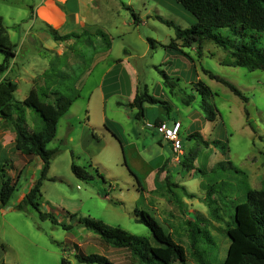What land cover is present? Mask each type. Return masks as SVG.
Returning <instances> with one entry per match:
<instances>
[{"label": "rangeland", "instance_id": "rangeland-1", "mask_svg": "<svg viewBox=\"0 0 264 264\" xmlns=\"http://www.w3.org/2000/svg\"><path fill=\"white\" fill-rule=\"evenodd\" d=\"M35 2L37 0H0L3 25L8 26L9 31L13 22L28 27L26 19ZM126 4L132 5L143 23L134 24ZM93 5L99 8L96 13L103 14L99 16V25L111 43L109 57L94 62L91 48L80 49V42L63 35L57 37L62 43L59 49L68 55V69L74 70V76L82 74L77 88L79 96L71 104L69 114L59 118L54 138L45 145L58 151L42 179L38 209L29 204L22 210L15 208L24 196L20 195L39 176L40 166L36 161L25 165L17 189L7 204L0 207L3 263L60 264L64 257L70 264H80L74 254L82 252L104 254L116 264H138L127 249L102 243L96 233L83 227L77 219L90 217L107 226L149 237V228L135 219L142 217L141 211H144L186 247V264H196L190 253L189 223L199 224L203 242L198 247L206 250L205 257L210 264H221L228 242L224 234L225 215L232 211L231 201L244 200L249 183L256 185L255 182L264 177V70L222 64L226 51L209 41L199 50L196 45L182 47V52L166 47L174 37V29L158 16L181 28L196 21L176 0H94ZM92 8L91 14L95 12ZM14 34L12 39H15ZM147 37L155 41L154 48H150ZM261 41H264V32ZM122 47L132 54L127 59ZM29 52V49L23 50L19 60L32 59ZM121 58L124 59L122 68L117 65ZM130 66L134 67L136 76ZM158 69L171 77L175 84L173 89L163 84ZM204 70L229 80L246 99L220 81L209 78ZM121 75L124 77L119 82L117 77ZM133 81L140 88L146 85L149 93L167 101L169 116L179 118L183 124L181 137L186 150L183 155L186 156L191 147L197 149L194 165L204 171L202 175L197 170H190L189 175L181 161L172 160L170 145L159 143L157 133H151L153 130L148 123H153V118L164 112L161 105L145 103L143 117L135 118L136 108L126 105ZM198 81L214 93L211 101L216 117L212 121L205 119L201 110V96L195 88ZM19 88L21 93L24 83H20ZM188 94H193L194 99L185 105L181 100ZM28 110L27 123L39 126L40 117L32 109ZM196 112L206 120L202 130H206L210 138L222 141L224 152L218 145L205 149L194 139L186 138L185 130L190 124L196 122L203 127V122L192 117ZM196 130L202 133L201 129ZM169 156L170 176L165 177L195 194L199 191L205 194L202 186L212 184L216 199L212 206L214 211L205 204V198L188 197L179 187L172 186L175 200H169L165 177L157 179L151 172V168L161 167ZM12 161L16 165L12 174L15 177L24 165L23 159L14 151L0 150V165H5L6 169ZM72 161L84 165L93 174L92 181L78 179L71 171ZM169 211L174 215L168 216ZM40 212L52 214L59 223H54L49 216L41 217ZM72 213L74 218L69 217ZM215 215H222L223 219L218 220ZM61 224H70L71 229L66 230ZM206 237L211 241H205ZM71 239H76V243Z\"/></svg>", "mask_w": 264, "mask_h": 264}, {"label": "trees", "instance_id": "trees-1", "mask_svg": "<svg viewBox=\"0 0 264 264\" xmlns=\"http://www.w3.org/2000/svg\"><path fill=\"white\" fill-rule=\"evenodd\" d=\"M176 1L189 11L196 18V21L188 27L181 28L171 20L158 16L159 20L174 29V37L165 45L166 47L181 50L182 47L196 45V49L199 50L205 41H209L226 51L225 58L221 60L222 64L242 66L249 70H264V41H261V33L264 32V0ZM126 8L131 11L135 21L136 14L130 7L126 6ZM85 34L87 33L83 35ZM96 34L102 39L103 48L107 50L110 41L106 34L102 31H97ZM70 36H75L78 38V42H82L80 41L81 34H70L67 37ZM146 40L150 48H154L155 41L148 37ZM258 43L262 45L259 46ZM15 46L10 41L7 27L3 25L0 16V75L7 69L9 61L14 57ZM74 50L72 49L73 52ZM67 56V54H62L51 61L48 70L44 72V76L51 77L53 80L46 79L44 87H32L21 101L14 99L16 82L8 78L0 80V118L8 123L14 131V149L25 161V165L29 164L36 156L41 160L39 176L33 181L22 200L15 205V208L19 210L24 209L28 204L38 209L42 179L46 176L51 158L58 151L57 148L49 149L45 145L54 138L59 118L79 96L77 88L82 74L73 75L74 70L68 69L70 64ZM158 70L162 76L163 84L169 89H173L175 84L171 77L163 69ZM204 72L209 78L220 81L234 94L246 99L242 92L229 80L206 70ZM195 88L201 96L200 106L204 118L209 121L214 120L216 108L211 101L214 93L202 81L196 82ZM193 99L194 95L188 94L181 101L185 105H189ZM145 103H158L163 108L165 115L169 116L170 106L167 101L149 93L146 85L142 88L138 86L133 98L126 105L131 109L136 108L134 116L136 119H141L144 114ZM25 107L31 108L40 117L41 124L39 126L34 124L32 128L27 127ZM153 122L157 124L163 120L157 117ZM186 138L194 139L204 148L210 145H218L223 152L225 151V144L222 141L218 139L208 140L199 131L187 134ZM196 155L197 149L191 147L186 156L182 155V165L188 172L195 169L203 173L202 169L194 165ZM168 160L158 168V171L166 167ZM124 163L126 164L125 160ZM4 166L0 165V207L7 204L17 189L22 172V169H19L18 174L12 177L6 171L7 168H12L11 162L6 169ZM70 168L80 180L92 181L94 178L84 165L72 161ZM129 171L134 174L130 169ZM135 178L139 183L138 178L136 176ZM164 182L170 201L175 200V192L172 190V186L182 189L188 197L194 196L182 184L172 182L167 177L164 178ZM202 187L205 189V203L214 211L215 208L212 206L216 199L213 185L204 184ZM231 202H233L232 211H228L225 215L227 225L224 234L228 240V245L221 264H264V178L261 180L260 188L248 187L246 189L244 200ZM141 214L142 217L135 219L143 222L149 228V237L131 234L120 227L107 226L90 217H80L77 222L89 231L96 233L102 243L127 249L138 264H172L175 261L186 264L187 249L182 242L171 232L164 230L154 217L144 211H141ZM40 216H49L54 223H59L50 213L40 212ZM69 217L74 218L75 214H69ZM215 217L218 220L223 219L222 215H215ZM189 224L191 226L189 228L191 256L196 264H210L205 257L206 250L198 247V244L203 242L202 235H199L201 227L199 224H193V226L191 223ZM61 225L66 230L71 229L70 224ZM205 241H211V239L206 237ZM74 256L80 264H116L106 255L100 253L77 252ZM60 264H70V262L62 257Z\"/></svg>", "mask_w": 264, "mask_h": 264}, {"label": "crops", "instance_id": "crops-1", "mask_svg": "<svg viewBox=\"0 0 264 264\" xmlns=\"http://www.w3.org/2000/svg\"><path fill=\"white\" fill-rule=\"evenodd\" d=\"M89 2L90 0H37L34 6L30 8V13L27 16L26 22H28V27L27 25L13 22V24L10 26L12 31H9L8 30L9 27L6 26L10 41L17 46H15V55L9 61L7 69L1 73L0 80L8 78L16 82L17 87H16V90L14 91V99L16 101L23 100L27 96V94L29 93L32 87H44L46 79L49 81L51 79L53 80V78L51 77H45L44 72L48 70L50 62L55 60L57 55L60 56L64 54V50L59 49L62 43L60 42L61 40L57 39L58 36H62V35L68 36L70 34H79V35L81 34L80 41L82 42L79 43V48L82 49L87 46L91 48L90 54H92L93 57L95 58L94 62L101 61L102 59L105 60L106 57L107 58L109 57L108 53L111 47V43L107 50L104 49L103 48L104 43L102 39L99 37V35L96 34L97 31H102L99 25L100 18H101L99 16H102L103 14L99 15V13H96V11L99 10L97 5L91 6L94 0H91L90 4ZM126 6L130 7L131 10L133 9L131 4H126ZM92 7H94V10H95L93 14H91V11L93 9ZM127 10L129 9L127 8ZM137 23H143L141 16L139 17L136 16L134 24H137ZM84 33H87V34L83 35ZM13 34H14L15 39H12ZM70 38L74 39L75 42L78 43L77 37L70 36ZM26 49H29L33 55L32 59L28 60L27 62L23 60H19V56L21 52ZM122 49L124 50V53H127L124 59H127L128 55L129 56L132 55L131 53L127 52L126 47H122ZM29 53H27V55H29ZM33 59H35L36 62H34ZM124 59L121 58L117 60L118 64L117 63L116 64L121 68H122ZM130 69L132 70V73H134L136 76L137 73L135 71L133 72L134 67L130 66ZM123 77L122 75L117 77L118 81L120 82ZM125 79L126 77L124 78V80ZM20 83H24L25 85V88L24 90H21V93L19 92ZM137 87H138L137 82L133 81L132 88L129 90V93H128L129 97L127 98L126 102L130 101L133 98ZM69 108L63 115L69 114L68 112ZM28 109H31V108L25 107L26 124L28 128H32L34 124L30 126L27 123V117L30 113ZM194 116L192 115L194 120L203 122L202 123L203 127H200L196 122H194L195 125H193L194 123L190 124L187 127V130H185V134L187 135L193 131H198L196 129H201L202 133L201 132L200 133L203 134L206 139L208 140L214 139V138H210L207 135L206 130H202L204 129V126L206 125L205 124L206 120L204 121V118L201 116V114L196 112ZM157 117L162 119L163 121H167L168 124H170L172 120L180 121V119L176 117H170V116L167 117L165 113L162 111L159 115L153 118L152 122ZM182 127H183V124L181 122V129ZM150 128L151 130H153L151 133H156L152 127ZM181 129H180V136H181ZM14 135L15 134L11 126L8 123H6L3 119L0 118V150H6V151L11 150L12 152L14 151L16 156L22 159L19 156L18 152L14 149V143H13ZM157 135H158L157 141L159 143L166 142L168 143V145H170L169 142L164 140L159 134ZM182 142H183V139H182ZM212 146L213 145H210L209 147L205 149L211 148ZM182 149H183V145H182ZM184 151L186 150L183 149V152ZM170 154L172 156L171 147H170ZM171 156L167 157L166 160L170 159ZM32 161H36L37 164L40 166L39 168L41 169V160L39 159V157L37 156L34 157ZM23 162H24L23 163L24 165L20 169H23L26 164L24 160ZM11 164H12V168H7L6 171L8 175L13 177L12 174L16 168V165L14 161H12ZM168 166L169 164H167L166 167L160 171H158L159 167L151 168L153 177H157L158 179V177L164 178L166 175L170 176V169L168 168ZM196 167L199 168L197 165ZM206 170L207 171L205 172H208L209 169H206ZM188 173L189 175L191 174L190 172ZM199 173L200 175H202L201 172ZM192 175L195 176L196 174L194 173ZM263 178L264 177L262 176L260 179H258L257 180L258 183L255 182L256 185H252V182H250L249 187L250 188H260L261 180ZM25 193L26 191L23 192L20 196L22 197L23 194ZM193 194H194V197L200 196L201 198H204L205 196L204 191H199L197 194L195 193ZM200 213H202L201 210H200ZM167 215L172 216L174 214L173 212L169 211ZM71 242L76 243V239H71ZM227 245H228V242L226 244V248H227ZM0 253H1L0 255V263H1V262H4V260L2 257V252Z\"/></svg>", "mask_w": 264, "mask_h": 264}, {"label": "built area", "instance_id": "built-area-1", "mask_svg": "<svg viewBox=\"0 0 264 264\" xmlns=\"http://www.w3.org/2000/svg\"><path fill=\"white\" fill-rule=\"evenodd\" d=\"M157 134L164 140L169 142L172 150V160L176 163L181 161L183 155L182 138L180 136L181 122L179 120H172L170 124L167 122L148 123Z\"/></svg>", "mask_w": 264, "mask_h": 264}]
</instances>
